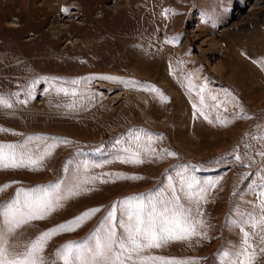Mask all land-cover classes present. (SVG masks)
I'll return each mask as SVG.
<instances>
[{
  "label": "rangeland",
  "instance_id": "374dc122",
  "mask_svg": "<svg viewBox=\"0 0 264 264\" xmlns=\"http://www.w3.org/2000/svg\"><path fill=\"white\" fill-rule=\"evenodd\" d=\"M0 97L12 105H0V144L48 153L35 169L0 168V204L17 189L99 177L91 191L18 229L13 251L99 208L48 240L45 264H62L56 251L87 241L114 205L118 224L121 201L159 196L190 208L201 235L145 255L228 264L241 228L259 248L264 232L248 216L264 215V0H0ZM21 101L25 110L15 108ZM135 150L142 163L121 162ZM254 264H264V253Z\"/></svg>",
  "mask_w": 264,
  "mask_h": 264
},
{
  "label": "snow or ice",
  "instance_id": "6c2138e0",
  "mask_svg": "<svg viewBox=\"0 0 264 264\" xmlns=\"http://www.w3.org/2000/svg\"><path fill=\"white\" fill-rule=\"evenodd\" d=\"M151 91L158 93L161 100H167L154 85L151 86ZM201 103L203 104L202 96ZM0 105L12 107L3 97H0ZM135 139L139 141L140 138L136 136ZM147 151L154 150L149 148ZM47 154L45 152L33 155L23 147L0 144V168L35 169L41 166V161ZM140 155V150L130 151L121 162L142 163ZM168 155L175 153L169 152ZM84 167L86 168L87 164ZM96 179L99 177L82 180L77 175L70 186L64 188L55 185L33 190L17 189L14 200L6 205L0 204V264H45L43 252L48 240L59 231H73L98 212L99 208L86 209L72 220L41 232L25 246L23 252L13 251L11 238L22 226L44 219L63 207L65 201L91 191L88 184ZM105 182L107 181L101 180V183ZM188 187L191 188L192 185L189 184ZM260 195L264 197V191H261ZM260 204L264 210V199L260 200ZM118 208L120 212L118 224L114 223L117 210V206L114 205L113 211L107 213L104 221L87 241L65 243L56 251V258L62 264H188L187 261L175 258L145 255L146 249L160 248L169 242L190 240L201 235L198 229L203 221L193 218L191 209L185 208L178 197L172 196L171 199H165L163 196L135 197L121 201ZM248 223L253 230L260 228L261 232H264V215L259 218L249 215ZM241 232L242 245L234 253L235 259L229 260L228 264H254L257 251L264 253V234L260 235V246L257 249L250 243L251 234L243 228Z\"/></svg>",
  "mask_w": 264,
  "mask_h": 264
},
{
  "label": "crops",
  "instance_id": "0c3cea01",
  "mask_svg": "<svg viewBox=\"0 0 264 264\" xmlns=\"http://www.w3.org/2000/svg\"><path fill=\"white\" fill-rule=\"evenodd\" d=\"M142 33H143V32H141V34H142ZM154 34H155V33H154ZM161 34H162V38H159L160 40L163 39V38H166V37H164V35H163L162 32H161V33H158V35H161ZM158 35H157V37H158ZM157 37H156V39H157ZM147 39H148V38H147ZM139 40H141V39H139ZM149 40L152 41V39H149ZM160 46H161V48H163V50H164V51H163V52H164V56H163L164 58H163V61L166 60V61L168 62V45L165 43V44L160 45ZM28 55H29V56H23L22 58H25V59H27V60H30V59L33 58V55H30V54H28ZM30 56H32V57H30ZM139 56H140L139 53H138V54L135 53V56H134V58H135V64H137L138 62H141L140 59H139V58H140ZM17 59H19V58H17ZM17 59H15V60H17ZM155 59L161 60L160 58H156V56H155ZM153 60H154V58H153ZM40 63H41V62H40ZM135 64H134V65H135ZM141 64L143 65V63H141ZM37 66H38V68H37L38 70H39V69H44V68H41V67H42L41 65H37ZM143 66H144V68H145L144 70L147 72V73H145V74H147V77H148V76L150 75V74H149V71H148V70H149V67H148V65H143ZM134 71H135V70H134ZM141 71H142V70H141ZM145 71H142V76H144V77H146V75H143V72H145ZM135 72H136V71H135ZM163 72H165V62H164V71H163ZM136 74H137V75H141V74H138L137 72H136ZM162 74H164V73H159V75H162ZM156 76H157V75H156ZM147 77H146V78H147ZM157 83H158V82H157ZM54 90H55V86H53V87H51V88H48V92H49V93H47V96H48V98H49L50 100H53V99L55 98V97H54V96H55V95H54ZM49 95H53V97H49ZM88 100L90 101V99H88ZM28 103H31V102H28ZM16 104H17L19 107H18V106L16 107ZM16 104H15V108H16L17 110H25V108L27 107V104H24V103H23V104L16 103ZM31 105H32V106H31L30 108L34 107L35 104H34V103H31ZM89 105H90V104H89ZM89 105H88V106H89ZM0 108H4V107H1V106H0ZM49 108H53V107H49ZM57 109H58V108H57ZM20 114H21V113H20ZM32 122H33V121H32ZM34 133H36V132H34Z\"/></svg>",
  "mask_w": 264,
  "mask_h": 264
},
{
  "label": "bare ground",
  "instance_id": "6f19581e",
  "mask_svg": "<svg viewBox=\"0 0 264 264\" xmlns=\"http://www.w3.org/2000/svg\"><path fill=\"white\" fill-rule=\"evenodd\" d=\"M95 85H96V86H102V87H104L102 84H98V83L95 84ZM166 86L168 87V89H170V90L172 89V87L170 86L169 83H168V84L166 83ZM107 87H109V86H107ZM99 88H100V87H99ZM105 88H106V87H105Z\"/></svg>",
  "mask_w": 264,
  "mask_h": 264
}]
</instances>
